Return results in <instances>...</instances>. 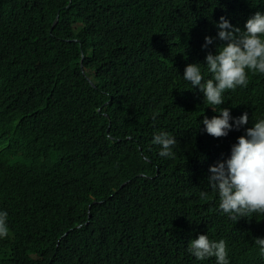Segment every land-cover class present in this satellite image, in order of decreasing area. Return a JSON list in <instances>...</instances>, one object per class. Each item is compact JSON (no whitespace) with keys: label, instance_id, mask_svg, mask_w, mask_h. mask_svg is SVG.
Returning <instances> with one entry per match:
<instances>
[{"label":"trees","instance_id":"obj_1","mask_svg":"<svg viewBox=\"0 0 264 264\" xmlns=\"http://www.w3.org/2000/svg\"><path fill=\"white\" fill-rule=\"evenodd\" d=\"M257 11L264 0H0V264H217L188 251L200 234L226 242L229 264H264V215L233 221L208 182L264 119V74L226 90L220 138L183 77L200 63L210 78L222 16L244 29Z\"/></svg>","mask_w":264,"mask_h":264},{"label":"clouds","instance_id":"obj_2","mask_svg":"<svg viewBox=\"0 0 264 264\" xmlns=\"http://www.w3.org/2000/svg\"><path fill=\"white\" fill-rule=\"evenodd\" d=\"M218 37L222 43L217 53L206 55L207 72L210 78H204L200 63H189L183 77L195 89L197 86L204 95L205 103L216 106L224 103L226 90L235 91L246 88L249 72L264 74V12L257 11L246 21L244 29L233 26L225 17L218 23ZM204 47L213 43L214 38L207 36ZM94 85L93 81L91 82ZM211 118L204 116L202 121L206 132L216 138L227 136L233 125L230 123V109L221 107ZM249 123L245 112L236 118V127ZM155 144L161 146L160 156L173 157L172 146L176 140L167 132L154 137ZM208 182L218 192L219 208L230 219L238 222L241 218H252L254 214L264 215V119H259L246 129V134L238 138L232 146L231 156L209 168ZM201 199H207V193H200ZM8 213L0 211V238H7ZM260 254L264 255V238L256 237ZM188 251L198 260L215 257L217 264H229L227 245L221 239L210 240L206 234L192 239Z\"/></svg>","mask_w":264,"mask_h":264},{"label":"water","instance_id":"obj_3","mask_svg":"<svg viewBox=\"0 0 264 264\" xmlns=\"http://www.w3.org/2000/svg\"><path fill=\"white\" fill-rule=\"evenodd\" d=\"M56 22H57V20L54 22L53 27H54V25L56 24Z\"/></svg>","mask_w":264,"mask_h":264}]
</instances>
